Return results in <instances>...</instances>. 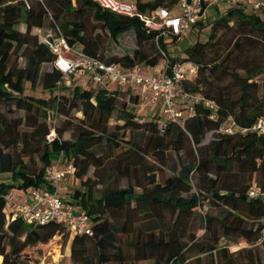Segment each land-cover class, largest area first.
Segmentation results:
<instances>
[{"label":"trees","instance_id":"16d2710c","mask_svg":"<svg viewBox=\"0 0 264 264\" xmlns=\"http://www.w3.org/2000/svg\"><path fill=\"white\" fill-rule=\"evenodd\" d=\"M27 1L29 9L25 8L22 0H0V176L9 175L11 182H0L2 264H35L36 260L26 251L37 245H47L53 239L61 237L65 240L71 238L69 264H108L111 261L121 264L131 246L126 238L133 234L138 217H155L160 222L162 231H166L163 219L165 213L169 212L177 218L197 214L201 221L200 230L205 231L212 219L198 214V210L207 202L231 210L229 215L232 220H238L232 230L239 232V242L258 246L254 243L259 238L264 223L253 229V225L245 226L240 216L241 208H245L250 220L264 218V201L251 200L246 196L252 185L264 188V136H258L255 132L240 133L238 130L227 134L223 132V128L230 120L238 127L249 128L257 119H264V106L260 105L261 102L250 105L248 102L253 98L251 87L255 84L254 79L263 69L257 64H247L243 67V76L231 70L225 64L230 50L225 51L224 48L225 53H218L216 47L220 44L217 45L215 37L217 32L228 28L232 23L241 32L239 37L243 40L261 35L263 39L260 42L264 45V20L240 8H228L212 21L206 42L194 43L185 49L182 57L176 59L168 54V40L161 37L156 39V34L146 32L138 19L104 10L94 0H35L34 5L30 0ZM125 1L133 2L140 12L147 14L158 7L171 10L176 4V0ZM86 11L92 13L93 19L102 25L111 39L132 31L136 38V48L132 55L124 54L108 60L98 55L97 43L85 35L80 21ZM46 23L49 27H56L69 45H78L83 53L105 63L117 64L123 69L141 66L160 74H168L174 65L190 66L192 72L185 74L180 88L182 93L190 97L201 98L192 104L194 115L185 117L179 124L163 123L159 114L147 116L143 121L127 108L137 104V93L89 89L76 85L66 87L61 72L53 67V54L32 33L35 29L44 28ZM21 24L25 26V31L18 29ZM179 39L180 37L173 36L169 41L175 43ZM238 44L236 39L233 47ZM19 51L20 57L25 60L24 67L18 64ZM45 64L52 65L51 71H41ZM212 76L223 79L228 76L237 83L238 103L241 107L237 112L235 103L228 101L222 89L211 83ZM26 83L31 86L40 83L41 89L49 97L36 101L35 98L24 95ZM60 88L68 90L71 97H57L56 90ZM120 97L123 100L118 120L123 121L124 129L129 130L131 136L138 140L128 141L126 148L116 153L113 159L115 175L126 176L140 167L150 170L145 158L157 152L172 150L178 158L172 165L174 174L162 183L156 182L154 173H150L144 177V181L137 179L133 185L125 188L109 187L108 184L98 191L87 174L90 167L102 165L95 155L96 147L104 142L111 149L119 148V137L109 133L107 125L117 110ZM66 102L70 103V109L80 107L87 125L66 127L69 124L66 122L67 125L62 129H50L44 122L47 110L67 116ZM2 105H12L16 110L23 111L24 119L6 117L1 112ZM34 107L38 116L43 119L42 123L37 118L30 117ZM68 130L72 131V138L63 140L62 135ZM52 131L57 136L55 134L54 140L48 142L46 137ZM210 132L215 134L214 138L203 145L204 137ZM142 140L141 144L139 141ZM17 148L20 152L15 153ZM181 151H187L189 158L182 159L179 156ZM59 153L63 154L64 160L72 162L75 169L73 179L80 184L68 198H61L78 212L90 217V236L71 237L64 227L56 223L28 225L20 218H13L5 207L3 196L13 189L27 192L32 188H48L52 191L46 180L47 171L52 164V156ZM32 164L40 166L36 169ZM253 174L259 175V182L252 180ZM241 176H248L247 181H240L238 177ZM192 177L195 178L193 185ZM112 217L122 219L119 226L110 221ZM220 220H225V216ZM174 226L177 228L171 231L174 237L171 241L154 233L157 227L151 223V231L148 232L151 237L144 243L147 251H140L142 244L137 242L134 246L137 249L136 259H154L159 254L158 247L163 246L166 255L161 258L166 256V263L179 264L183 249L187 246L185 243L181 247L178 245L177 241L185 235L182 231H177V221ZM197 237H192L191 241L198 252L212 254L216 251V243L198 242ZM220 251L227 252L225 248ZM154 263L160 264L156 260ZM229 264H232L230 260Z\"/></svg>","mask_w":264,"mask_h":264},{"label":"rangeland","instance_id":"374dc122","mask_svg":"<svg viewBox=\"0 0 264 264\" xmlns=\"http://www.w3.org/2000/svg\"><path fill=\"white\" fill-rule=\"evenodd\" d=\"M31 4H35V0H30ZM49 10V9H48ZM50 14L52 15L51 10H49ZM223 11L215 12L212 9H209L206 12V16L201 21L200 26H198L199 33L196 34L192 32V30H188L190 38H186L184 36L180 37V40L171 43L168 39L167 47H172L169 50L171 57L179 59L183 56L184 50H173L174 47H189L196 42H206L209 37L210 28L212 21L222 14ZM65 14H68L65 13ZM264 19V16H262ZM84 26L85 35L92 41L97 43L98 50L97 54L100 55L104 60H108L111 57H121L124 54L132 55L134 49L136 48V38L135 34L130 31L123 33L122 35L118 36L116 39H111L108 35V32L102 27V25L96 22L90 11H86L83 17L80 19ZM48 23L45 24L44 28H48ZM18 29L21 31H25V26L23 24L18 26ZM33 34L37 35L39 38L41 36L40 30H33ZM241 32H239L238 28L235 27L232 23H230L228 28L222 29L221 31L217 32L216 34V51L218 53H225L226 50H230V56L228 59L225 60V64L231 70H234L236 73L243 76L245 67L247 64H257L263 70V72L259 73L255 79V84L252 85V101L249 100L250 103H260L261 106H264V45L260 42L263 38L261 35H254L255 38L253 39H242L239 37ZM190 39V41H189ZM238 39L239 44L237 47H233L234 41ZM149 48V44H147ZM225 48V51H224ZM21 51L17 53L18 64L20 67H24L25 60L23 57H20ZM52 65L45 64L42 66V72L51 71ZM185 71L188 69L185 68ZM227 79L223 78H214L213 76L210 77L211 83L214 84L216 87L222 89L221 91L227 97L228 101L235 103V112H237L241 107L238 103L239 97V87L237 83L231 78L226 77ZM72 78H70L71 80ZM66 81V83H69ZM87 85V84H86ZM83 85V86H86ZM90 87V85H87ZM115 87V86H114ZM116 89V88H115ZM140 89L134 93H140ZM24 95L31 96L36 99H46L49 97L47 92H44L41 87L40 83H37L35 86H31V84L26 83L24 88ZM57 97L61 96H68V90L66 89H58L56 90ZM123 97L118 99L117 110L113 113L112 117L108 121L107 131L109 133L116 134L119 137L118 145L119 148L111 149L107 144L103 142L100 146L94 149L96 157L100 159L102 165L99 167H90L87 176L91 177L92 182L94 184L95 190H102L106 187H115V188H125L129 185H133L135 180H140L141 182L144 181V177L150 175V173H154L155 180L158 183H162L164 179L172 176L174 172L172 171V165L174 161L177 160L178 156L174 154L172 150L164 151L163 153L152 154L146 156L145 162L146 165L150 168L144 169L143 167L137 168L134 171H131L128 175L121 176V174H116L113 171L114 165V157L116 153L120 150L126 148V143L128 141H137V138H133L131 136V132L129 130H125L123 127V121L118 120L119 113L121 111V104H122ZM60 101L65 103L63 99L60 98ZM38 105V104H37ZM253 105V104H252ZM66 110H68V115L65 116L60 112H51L47 110L46 112V119L45 123L50 129H62L64 128L68 122L69 125H87V121L84 119L82 112L79 108L70 109V103L66 102ZM128 111L133 112L136 116H139L141 120H146L148 115V108L136 104L134 106L127 107ZM130 109V110H129ZM1 112L8 118H17L21 117L24 119L25 113L23 111H18L15 109L14 106L9 105H2ZM30 117L37 118L39 123L43 122V119L40 118L37 114L36 108L32 109L30 113ZM162 122V120H161ZM23 129L30 131L27 127H23ZM56 136L57 133L55 132ZM215 134L213 132L207 133L204 137L202 144L207 145L213 138ZM72 138V131L68 130L63 133L62 139L67 140ZM141 144L142 141H139ZM13 152V150H10ZM15 153L20 152L19 148L14 150ZM179 156L182 159H188L189 153L187 151H181ZM58 156H52V162H54ZM61 165V163H60ZM40 165L32 164L33 168H38ZM114 179H113V178ZM113 179V180H112ZM240 181H247L248 176H241L238 177ZM252 180L259 182V175L253 174ZM0 182L9 184L10 177L9 175L0 176ZM192 185L195 183V178L192 177L191 179ZM80 184L79 181L74 180L72 177H69L67 180H63L58 185V192L60 196L68 198L72 192L79 188ZM13 192H16L17 189H13ZM28 192V191H27ZM241 216L240 218L244 222L245 226L250 227L253 225V229H256L257 225L264 222V218L260 220H250L249 217L246 215L245 208H241ZM165 213V212H164ZM232 213L231 210L227 209L222 205H218L212 202L204 203L200 206L198 210V214L208 216L212 219V221L207 224V229H201V221L197 214L186 215L185 217L177 218L176 215H171V213L167 212L164 214V223L166 224V231H162L160 222L155 217H145L140 216L136 220V228L133 231V234L127 236V242L130 243V247H128L129 251L125 254L124 262L121 264H155L154 261L160 262V264H168L165 261L166 256L161 258L165 254L164 247H158L159 254H156L155 260L154 259H147V260H137L136 254L137 249L134 248L135 244L138 242L140 246V251H147L144 248V243L148 241L151 237L148 233L149 225L152 223L154 227L156 226L157 229L154 230V233H158L162 235L164 240H174V237L171 234L175 228L174 222H178V229L177 231H182L185 235L183 239L178 240V245H182V243L186 244V248L183 249L182 252V259L179 261V264H229V260L232 264H252L254 263H263L264 262V246L258 245L253 246L252 243H245L239 242L240 241V234L236 230H232L236 227L238 220H232L231 216L229 215ZM225 216V220L221 221L220 218ZM110 221L115 224V226H119L122 219H114L113 217ZM229 228V229H228ZM231 228V229H230ZM165 230V229H164ZM194 236H198V242L207 243L213 242L216 243V251L212 254H205L198 252L197 248L193 246V242L191 238ZM71 238L65 240L61 238H55L47 245H37L35 247L29 248L26 252L27 254L34 260H36L35 264H69L68 257L70 255V247H71ZM226 249V253H222L220 249ZM135 255V256H134ZM108 264H120L117 262L111 261ZM170 264V263H169Z\"/></svg>","mask_w":264,"mask_h":264},{"label":"built area","instance_id":"2783aa9c","mask_svg":"<svg viewBox=\"0 0 264 264\" xmlns=\"http://www.w3.org/2000/svg\"><path fill=\"white\" fill-rule=\"evenodd\" d=\"M22 1L25 8L29 9L28 1ZM94 1L99 7L111 13L138 19L146 32H154L156 39L161 37L165 40L173 36L182 37L188 30L196 27L204 8L208 5L216 7L227 4L229 8H240L254 15L264 11V0H176L171 10L158 7L149 14L140 12L131 1ZM35 30H40V41L53 54V67L61 72L66 87H71L78 80L83 79L84 85L92 87L79 86L82 88L132 93L140 89V93H137V104L148 108L159 107L158 114L163 123L179 124L185 117L194 115L192 104L201 98L190 97L181 92L180 84L187 74L182 66L174 65L168 74H160L141 66L123 69L117 64L105 63L83 53L78 45H69L56 27ZM69 80L70 82L65 84ZM114 86L116 89L113 88ZM134 105L136 104L131 106ZM235 130L240 133L255 132L258 136H264V119H257L249 128L238 127L230 120L223 128V132L227 134ZM54 138V131L46 137L48 142H52ZM57 156L58 158L49 167L46 177L52 191L48 188H32L22 197L11 190L3 196L5 207L13 218H20L28 225L42 226L56 223L64 227L71 237L90 236L92 234L90 217L78 212L69 202L64 201L58 192L59 183L69 177L73 178L75 169L71 161L64 160L62 153ZM246 196L251 200L264 201V188L252 185L248 188ZM263 243L264 224L254 245ZM0 264H2L1 260Z\"/></svg>","mask_w":264,"mask_h":264},{"label":"crops","instance_id":"0c3cea01","mask_svg":"<svg viewBox=\"0 0 264 264\" xmlns=\"http://www.w3.org/2000/svg\"><path fill=\"white\" fill-rule=\"evenodd\" d=\"M229 8V6L227 5V4H223V5H219V6H212V5H208V6H206V8H204V10H203V13H202V17L200 18V20H199V22H198V25L196 26V27H193V28H191L190 30H192V32H195L196 34H198L200 31H199V29H198V26H200V24H201V21H203V19L205 18V16H206V12L209 10V9H212V10H214L215 12H219V11H226L227 9ZM258 16L262 19V20H264L263 19V17L262 16H264V11H261L259 14H258ZM189 33H186L185 35H184V37H186V38H190L189 37V35H188ZM168 40H170V39H168ZM180 40V39H179ZM189 41H190V39H189ZM193 45V44H192ZM191 45V46H192ZM191 46H189V47H191ZM189 47H183V49H182V47H179V49L178 48H176V47H174L173 48V50H177V51H182V50H184V49H187V48H189ZM170 48H172V47H167V49H168V51L169 50H171ZM184 69L185 68H187L188 70L187 71H185L186 73H189V72H191V68H190V66H188V65H186L185 67H183ZM75 85L76 86H82V85H84V81H83V79H80V80H78L76 83H75ZM113 88H115V87H113ZM136 92V91H135ZM146 108H148V107H146ZM158 109H159V107H152V108H148V115L147 116H150V115H158ZM16 193L19 195V196H24V194L26 193V192H24V191H21V190H17L16 191Z\"/></svg>","mask_w":264,"mask_h":264}]
</instances>
